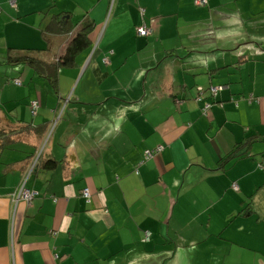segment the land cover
<instances>
[{"label":"crops","instance_id":"crops-1","mask_svg":"<svg viewBox=\"0 0 264 264\" xmlns=\"http://www.w3.org/2000/svg\"><path fill=\"white\" fill-rule=\"evenodd\" d=\"M11 1L0 0V264H264V0ZM86 23L90 45L63 65ZM31 58L56 64V82ZM56 121L27 180L36 195L16 202Z\"/></svg>","mask_w":264,"mask_h":264},{"label":"built area","instance_id":"built-area-1","mask_svg":"<svg viewBox=\"0 0 264 264\" xmlns=\"http://www.w3.org/2000/svg\"><path fill=\"white\" fill-rule=\"evenodd\" d=\"M194 3L196 5L204 6V5L208 4V0H194ZM11 4H12V6L16 7L17 6V0H12ZM151 32H152V30L150 28H147V27L139 28V31H138V33L140 35H148ZM16 83L21 84V81L16 80ZM217 90H218L217 87H212L210 89V91L213 92L214 94L217 92ZM197 99H198V101L203 102L204 99H203V92L202 91H200V94L198 95ZM39 106H40V103L38 101L33 102V104H32V113L33 114H36ZM210 108H211V104L208 102H205L204 106H203V113L207 114V112ZM56 123H57V121L53 124V126H51V131L47 135V139H46L45 143L42 145V147L37 151V153L32 158L31 166H30V170H29L30 172L28 173L26 178L23 179V181L21 182L17 191L13 194L16 202H18L20 200H24L26 202H31L33 200V198L35 197V195H36L35 192L27 187V180H28V177L30 176V174L39 166L43 152H44V149H45V146H46L50 136L52 135V132L56 126ZM152 156H153V153L148 152V154L146 155V158L150 159V158H152ZM234 187H235V189H239L237 184H235ZM82 196L86 199V201L88 203L91 202L92 193L89 190V188H84L82 190Z\"/></svg>","mask_w":264,"mask_h":264},{"label":"trees","instance_id":"trees-1","mask_svg":"<svg viewBox=\"0 0 264 264\" xmlns=\"http://www.w3.org/2000/svg\"><path fill=\"white\" fill-rule=\"evenodd\" d=\"M92 27H93V25H90L89 23L84 24L81 27V29L77 32V34L73 37V39L70 41V43L67 46L65 54L61 57L60 61L62 62L63 65H66V66L73 65L75 63L76 56L90 45L89 34L92 31ZM52 30L56 31V32H60L62 30L67 31L68 28H66L64 26L62 27V26L56 25L53 27ZM152 32H153V30H152ZM11 59H13V61L18 62L21 58H13L12 57ZM30 63H33L34 66H36V68L38 70H43L44 72L51 71L45 75H47L50 80L56 82V78H57L56 70H54V68H53L54 66H56V64H53V65L48 64L47 65V64L42 63L41 61L34 59V58H31ZM204 103H205V101H204ZM237 156H238L237 149H235L234 151H232L228 155H226L223 159H221L219 163H221V164L226 163L229 159L235 158ZM55 165H56V161L53 159L49 160L46 163L47 167H53ZM235 184H237V183H235ZM234 185H233L234 190H239V189H235ZM238 187H239V185H238Z\"/></svg>","mask_w":264,"mask_h":264},{"label":"rangeland","instance_id":"rangeland-1","mask_svg":"<svg viewBox=\"0 0 264 264\" xmlns=\"http://www.w3.org/2000/svg\"><path fill=\"white\" fill-rule=\"evenodd\" d=\"M43 8L41 7V8H37V9H34L32 12H35V13H33V14H31L30 15V18H32V19H37V17H38V15H40L41 14V12H40V10H42ZM45 13V12H44ZM45 15V14H44ZM90 79H91V72H89V73H87L85 76H84V78H83V76H77V78H76V80L74 81V85H73V88L72 89H75L76 88V86H77V84H79L80 82V85L82 86V85H84V82H86V81H88V82H90ZM71 82H72V78H71V76H66L65 78H64V80H63V83H64V85H63V87H68V85H70L71 84ZM106 83L107 84H112V83H116V81H114V77H112V78H110V76L107 78V80H106ZM78 93H80L79 91H78ZM53 133V132H52ZM214 227L216 228L217 227V224H214ZM227 227V221L225 220V223H223L222 225H221V229H225Z\"/></svg>","mask_w":264,"mask_h":264}]
</instances>
